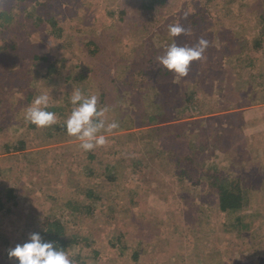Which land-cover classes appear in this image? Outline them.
Returning a JSON list of instances; mask_svg holds the SVG:
<instances>
[{"label": "rangeland", "instance_id": "1", "mask_svg": "<svg viewBox=\"0 0 264 264\" xmlns=\"http://www.w3.org/2000/svg\"><path fill=\"white\" fill-rule=\"evenodd\" d=\"M19 1L0 0V4L3 6L0 14V146H2L0 149V168L13 165L14 170L17 172L15 182H17V186L21 184L23 193L21 191L20 193L25 195V199L32 201L35 209L34 215L36 216L33 219L30 216L27 218L19 216L21 221L20 229L29 234L34 231L35 227L36 229L38 227L37 223L34 222L36 218L40 219L42 215L50 214L51 211L55 210V205L56 211L59 212L60 210L58 207L59 203L57 204V202L49 199L46 195L41 194V191L49 189L53 193L52 189L56 190L58 188L61 194H66V183L72 180L74 176L73 171H76L74 167L70 166V162L66 163L64 161L59 163L55 160L56 155L46 153L45 151L48 147H61L63 145L68 147L66 150L74 149L70 145L71 142L72 144L75 143L77 139L70 140L69 136L63 141L56 140L58 139V135L49 136V133H45L44 129L33 127L23 119L27 107L35 96L47 93L50 95L51 104L52 102H56L58 97L63 98V94L72 93L74 88L82 91L84 87L78 79L81 78L82 74H85L87 77H90L92 85L90 89L93 90L85 95L94 94L99 97L100 93L102 95L105 92L108 98L113 97V99L108 100L109 102L106 100V97L104 99L105 104H107L106 107L109 109L106 113V119L109 122L117 121V107L126 114L125 116H133V120H135V126L132 128L127 127L128 122L125 121V123L121 124L120 128L113 130L111 133H103L107 137V144L114 147V145L119 144L116 141L117 138L122 139L124 134L131 131H142L138 141L135 142L136 145L132 148L133 150L137 146L141 147L145 145V147H149L147 140H151L152 136L145 133L151 127L170 125L172 122L178 120L172 118L154 125L142 124V116L145 114L141 112L143 104L144 102L153 100L152 98L157 96V89L151 86L149 90L142 91L141 87H145L147 84L145 76L142 80H138L136 74H133L141 70L140 67L143 66L147 72L154 75L161 67L156 57L162 55L165 46L172 42L173 38L168 34L169 24L180 22L188 29L187 34H182L180 37L175 38L176 42L181 46L188 45L189 42L196 43L200 39V34L198 35L199 31L194 29L199 26H201L200 29L203 30L205 35V38H203L209 37L206 39L209 42V46L204 53V57L201 60L193 62L189 70L190 78H196L195 76H211L208 72L210 70L214 81L213 85H206V87L218 86L224 75L231 78L228 84L233 86L234 81L231 73H234L238 68L235 67L236 65H232L228 57L223 53L228 48H235V43L238 40L241 42L245 39L247 41L252 40V43H246L247 48L243 50L248 62H254L253 65L259 67L261 66V61H264V36L262 35L261 45L253 42L254 38H259L261 35V32L257 31L255 16L256 9L258 10L263 7L264 10V0H245V4L249 3L254 9L255 16L252 18L250 15L251 21L238 15L239 3L230 2L233 0H229L228 3L226 0H213L217 4H214L210 8L212 10L210 15L207 14L203 5L194 7L196 1L199 3V0H165L152 8H149L146 4L147 0H29L33 2L30 4L29 11L21 8ZM36 1L38 3H35ZM244 14L249 13L245 12ZM208 15L210 18L207 17ZM51 20L55 25L64 29L61 32V37H58L57 33H54L53 22L50 23ZM241 23H245L243 27L246 30L245 32L237 31ZM126 54H130L129 56L133 58L130 62H122ZM144 54H147L145 56L149 58L142 57ZM205 59L210 60L212 64H209L207 69L200 71L202 61ZM137 60H144L143 65L135 67L134 61ZM224 65L226 68L222 69ZM52 68L55 69L54 73ZM241 75L242 73H238L234 80L238 81ZM51 76H53L52 79H47L45 84L42 85L43 77L48 78ZM255 76L256 78H252L251 80L257 89V93L254 94V87L250 88L251 94H248L246 102L236 105L237 108L235 109L264 105V90L258 91V88H260V75L255 72ZM174 77V81L178 82L180 78ZM243 79H245L244 76ZM241 81L242 79L239 80L240 83ZM220 84H224L225 86L223 87L225 88L218 86L211 99L215 100V102L224 100L227 103L226 100L229 97L233 99V96L229 94V90L226 88L227 82L222 81ZM86 87L88 88L89 86ZM31 92H33L32 97L29 98V93ZM202 94L204 95L203 92ZM253 95H256L254 100L252 99ZM237 97L242 96L235 95V98ZM206 98L209 99L210 97ZM249 101L253 102L249 103ZM166 102L169 105L166 106L164 115L174 117L176 107L174 108L172 104V96H167ZM230 111H233V108L225 111L215 110L212 113L205 114V116L210 117ZM198 116L193 118L195 121L191 124V128L193 130L198 129L197 131L202 134L204 124L200 123H202L204 117ZM224 119L227 118H221L219 122L222 123ZM254 120L255 124L249 127V134L247 132L250 138L249 143L251 144L255 139L253 134L255 131H258V135L259 133L264 134V118L260 120L254 118ZM14 130H19L25 136L28 144H30L25 151L31 149L41 150L39 156H36L33 162L23 157H21L22 161L9 158L11 154L19 153V151H2L5 144L13 138L11 133ZM159 137L158 142L168 149L171 144L170 141L166 143V133L164 134V131L161 132ZM241 138L240 136V138H234L230 142L224 141V143L217 147V151L216 148L212 150L213 157H207L204 162H201V165L203 164L205 168H210L208 164L213 160V168L219 174L226 175L228 171H234L235 179L242 181L244 186L249 184L250 181L257 182L258 184L264 176V159L260 162L258 157L260 154L256 153H263V149L258 147L255 150L256 153L254 152L253 155L249 156V154L245 153L240 159L235 160V153L239 151H243L242 153H244L250 147L247 139L245 138L247 143L245 145V142ZM131 143H134V141ZM179 144V147L172 145L174 150L183 151V143ZM255 146H258V143ZM83 152L79 148L74 154L71 153L76 158L77 164H84L87 160V155ZM58 153L59 151H55V154ZM114 154L116 153L107 155V160L111 161L115 157ZM51 156L54 157L49 162L48 158H51ZM2 157L8 158L4 159ZM177 157V154L171 155L169 149L160 154V156L152 155V166L148 169V172L154 175L156 179H160L162 174L165 173L163 167L170 169L168 162L165 161H171L172 158V162L174 163ZM43 165L48 166L43 168ZM177 167H179V163ZM81 172L83 171L81 170ZM134 173L138 177L141 176L140 171ZM60 174H62V178L59 180L61 184H56V178ZM167 176L171 179L173 178L172 173L169 171ZM1 181L3 180L0 179V184ZM75 182L78 183V178L75 179L74 177L73 183ZM125 185L133 187L134 182L126 181ZM147 187L145 185L140 189L133 188V190H127L128 195L131 192V196L137 195L141 198H146V201L152 204L145 202L143 205H140L138 210L135 209L137 213L142 215V218H144L145 214L147 215V219L148 217L151 219L153 215L158 214L163 228V224L167 222L166 219L168 220V217L173 212L172 210H174V222L177 225L181 224V226L185 224L184 228L181 227V232L179 227V230L174 233L176 236L172 237L169 243L164 244L165 246L169 244L175 249L168 257H176L177 253L178 258H187V261L185 260L186 264H251L247 261L253 260H256L255 264H264V243L262 238L264 235L257 234L262 229L259 226V218L264 215V198L263 207L259 212H254V208L251 207V204L257 206L256 202L260 200V195L257 192L252 191L253 201L249 204L250 198H248L247 190V194L244 193L245 198L241 206L232 207L225 213L218 207L217 198H211L209 195L207 197L200 195L196 185L189 188L187 185H184L180 189L181 191L194 193L189 195V199L187 197L184 199L176 198L172 192L163 193L162 187L156 184V182L152 185V190H149ZM79 194L83 196L82 192H79ZM140 201L143 202L142 200ZM201 203H204V209H207V211L196 213L194 210H191L190 206H194L196 209L202 205ZM146 207L150 208L149 212H146ZM168 208L172 210L166 213ZM64 209L65 206L63 205V212ZM201 213H205L208 217L203 218ZM21 215L25 216V213L21 212ZM3 219L0 222V264H11L16 260L9 259L8 250L17 245L13 239L19 237L20 232H16L12 228L15 225L12 217L6 216ZM25 219L28 221L27 223ZM198 219L199 223L196 225L200 230H204L207 233L209 240L207 251H214V257L217 259L215 262L210 263V260H205L201 263L197 262V260L192 262L193 258L190 257H195V255L191 254L190 250L185 249V245H182V238L186 242L191 241L194 232L189 225ZM69 223L68 227L72 228L71 222ZM151 227L149 224L146 226L149 229ZM107 229L108 227L104 226V230L106 231ZM82 231L86 234L91 232L89 226L83 228ZM242 233V240L235 243V235L241 236L240 234ZM252 236L255 239L251 241L249 237ZM243 240L255 243L256 246L253 248L247 246L245 250L243 249V255L246 256L236 258L234 256L235 248L240 245V242L243 243ZM26 241L20 240L18 244ZM155 244L159 245L156 242ZM145 248L149 249V253H152V247L150 248L146 244ZM109 251L112 250L104 247L106 255ZM158 252L157 250L154 256ZM182 252L186 256H183ZM113 253L112 251L111 254ZM74 257L76 258L77 256Z\"/></svg>", "mask_w": 264, "mask_h": 264}, {"label": "trees", "instance_id": "2", "mask_svg": "<svg viewBox=\"0 0 264 264\" xmlns=\"http://www.w3.org/2000/svg\"><path fill=\"white\" fill-rule=\"evenodd\" d=\"M32 1L20 0L19 6H21V8H23L25 11H29L30 4L33 3ZM147 1L146 4L149 6V8H152L165 0ZM228 1L229 0H226L227 3ZM198 2L199 3L196 1L194 7L203 5L205 7V11L209 15L212 12L210 8L213 7L214 4H217L213 0H199ZM230 2L239 3L238 15L241 16V18L245 17L247 20L251 21V17L253 18L255 16L253 6H251L249 3L245 4V0H233ZM35 3H38V1ZM2 9L3 6L0 4V14ZM245 12H248L249 14H244ZM263 12V7L258 10L256 9L255 24L258 28L257 31L261 32V38H254L253 40V42L257 45H261L262 35L264 36ZM209 15L207 16L208 18H210ZM52 22L53 21L51 20L50 23ZM54 25L55 24L53 22L54 33H57L58 37H61V32H63L64 29H62L60 26L58 27L57 25ZM244 26L245 23L239 24L237 31L245 32L246 30L243 29ZM200 28L201 26L194 29L199 31L198 35L200 34V38H205L203 30ZM192 31L195 33L193 29ZM240 42L241 41L239 40L236 41L235 48H228V50L223 53L226 55V57H228L230 63L234 66L236 65L235 67L238 68L234 73H231L234 81L233 86L228 84V81L231 78H228L226 75H224L220 80V83L222 81L227 82L226 88L229 90V94L233 96V99L231 97H229L228 100L225 99L227 103L224 100L215 102V100L211 99V97L214 96L215 91L218 89V86H222L220 88H225L223 87L225 85L218 83V86L206 87V85H213L214 81L213 74L210 70L208 72L211 74V76H195L196 78H190L188 74L186 77H179L180 79L178 82L174 81L175 74L168 72L162 66L154 75H151L149 72H147L143 66L140 67L141 70L133 73L136 74L138 80H142V78L145 76L147 84L145 87H141L142 91L149 90L151 86L157 89V96H154L152 98L153 100L144 102V104L142 103L143 109L141 112L142 114L145 113L142 116V124L154 125L165 121L166 119H178L177 121L172 122L170 125H157L155 127H151L148 132L145 133L152 136L151 140H147L149 147H145V145L141 147L137 146L136 149L132 150L133 146L136 145L135 142L138 141L139 135L142 133V131H131L124 134L122 139L117 138L116 141H118L119 144L114 145V147H111L106 143L104 146L97 147L93 151H84L83 153H86L87 155V160L84 162V164H77L76 158L72 155L80 148V141L78 140L73 144L71 142L70 146L74 147V149L71 148L66 150L68 148L65 147L66 145L61 147H48L45 151L46 153H52L53 155H56L55 160L59 163L64 161L66 163L70 162V166L74 167L76 171H73L74 176L72 177V180L66 183V194H61L58 188L56 190L52 189L53 193H51V190L49 189H44L41 191V194L46 195V197L57 202V204L59 203L58 207L60 210L57 212L55 205V210L51 211L50 214H46L45 216L42 215L40 219L36 218L34 222L37 223L38 227L37 229L35 227L34 231L31 233L38 232L45 240L54 241L57 243L58 247L60 246L71 252L73 257L77 256L76 258L74 257L76 263L186 264L185 260L187 261V258H178L177 253L176 257H168V255L171 254L175 249H173V247L169 244V247H167L168 245H164L169 243L172 237L176 236L174 233L179 230V227L181 232V227L184 228L185 224L181 226V224L177 225V223L174 222V210L171 208L166 210V213L171 210L173 212L168 217V220L166 219L167 222L166 224H163V228L161 226V219L159 218L158 214L153 215L151 219H149V217L147 219L146 214L144 215V218H142V215L137 213L135 209L138 210L140 205H143L145 202L148 204L151 203L146 201V198H141L137 195L131 196V192L128 195V189H140L147 185V188L152 190V185H154V182H156V184H159L162 187L163 193L172 192L176 198L184 199L187 197V199H189V195L194 193H190L189 191H181L180 189H182L184 185H187L188 188L194 187L196 185L200 195L205 197L209 195L211 198H217V202L219 203L218 207L222 212L225 213H227L232 207L241 206L245 198L244 193L247 194V190L248 198H250L249 204H251L253 201L252 191H255L260 195V200L256 202L257 206L251 204V207L254 208V212H259L263 207L264 176L262 179H260L258 184L257 182L250 181L249 184L244 186L242 181L235 179L234 171H228L229 174L226 175L216 172L213 168V160L210 162V164H208L210 168H205L203 164L201 165V162H204L207 157H213L212 150H214V148H216L217 151V147L224 143V141L230 142L234 138H240V136L245 142V145H247V139L250 147H248L249 150H246L244 153H242L243 151L235 153V160L240 159L245 153L249 154V156L253 155L254 152L256 153L255 150H257L258 147L263 149V153H256L260 154L258 155L260 162L262 159H264V134L259 133L258 135V131H255L253 133L255 137L252 143L253 145L249 143L250 138L248 135L250 132L249 127L255 124L254 118L259 120L264 118V105H260V107L250 106L235 109L237 108L236 105L246 102L245 100H247L246 98L248 97V94H251L250 90L253 87L255 92L253 93H257V89L251 80L252 78H256L255 72L260 75V88H258V91L261 92L264 90V61H261L262 63H260L261 66L259 67L253 65L254 62H248V60L245 58L246 55L244 56L243 50L247 48L246 43H252V40L247 41L245 39L242 40L243 43ZM194 43L195 42H189L188 45L191 46L194 45ZM125 48L127 49V47ZM129 55L130 54H126V57L122 60V62H130L133 58ZM145 55L147 54H144L142 57L149 58ZM143 61L144 60L134 61V66L137 67L139 65H143ZM209 64H212L210 60H203L200 71H202V69H207ZM223 68H226L225 65L222 67V69ZM258 68L261 69L258 70ZM52 71L54 73L55 69L52 68ZM238 73H242L240 78L242 79L241 83L239 82L240 79H238V81L234 80ZM243 76L245 79H243ZM52 77L53 76L48 78L43 77L44 80L42 85L45 84L47 79H52ZM78 81H80L84 87V90H82L84 94H89L93 91L90 89V87H92L90 77L82 74ZM86 86L89 87L87 88ZM201 91L204 93V95ZM32 93L33 92L29 93V98L32 97ZM70 94L71 93L63 94V98L58 97L57 101L52 102L48 108V111L55 112L57 114L58 121L55 125L42 129L45 130V133L48 132L49 136L58 135V139L56 140L63 141L69 137L66 133L64 121L67 116L70 115L73 107L70 103ZM235 95H241L242 97L235 98ZM167 96H172V104L174 105V108L176 107L174 117L164 115V110L166 106L169 105V103L166 102ZM205 96H209L210 100ZM105 97L107 101L113 99L112 96L108 98L105 92L104 94L102 93V95L100 93V96L98 97V106L107 105L105 104ZM255 98L256 95H253L252 99L254 100ZM252 102L253 101H249V103ZM229 108H233V111L219 113L217 115H212L206 119H203L202 123H200L204 124L202 127V134L197 131L198 129L193 130L191 128V124L195 121L193 118L196 117L197 114H208L214 112L215 110L225 111ZM117 109L118 111H116V116H118L117 121L120 125L119 128L121 127V124L125 123V121L128 122L126 125L127 127H134L135 120H133V116H125L126 114L120 108L117 107ZM221 118L227 119H224L222 123H220L219 120ZM31 125L33 127L35 126L33 124ZM163 131L167 136L166 143H169L170 141L171 146L174 145L175 147H179V143H183L184 152L177 149L174 150L173 146H170L171 148L169 147L168 149L171 152V155H178L176 158L177 160L174 161V163L172 162V158L171 161H165L168 162L170 169L163 167L165 173L162 174L160 179H156L154 175L148 172V169H150L152 166V155L160 156V154L168 151L166 147L158 142L160 138L159 134ZM11 134L13 138L11 137L12 139L10 142L5 144V147L2 149V151H19V153L11 154L9 158L22 161L21 157H23L33 162L36 156H39L41 150L31 149L29 151H25L27 146L30 145L28 144L25 136H23L19 130H14ZM69 138L70 140L76 139L74 137ZM133 141L134 143H131ZM256 143H258V146H255ZM1 148L2 146H0V149ZM55 151H59V153L55 154ZM112 153H116L114 154L115 157L111 161H109V159L107 160V155ZM53 157L54 156L48 158L49 162L52 161ZM71 157L73 158L70 160ZM2 158L5 159L8 157ZM178 163L179 167H177ZM47 166L48 165H43V168H46ZM194 169L196 170L194 171ZM81 170L83 172H81ZM138 171L141 172L140 177L136 176L134 173ZM168 171L172 173V179L167 176ZM16 175L17 172L14 170L13 165L0 168V179L3 180L0 184V222L6 216L12 217V220L15 223L12 228L16 230V232H20L19 237H15L13 239L16 244H18L20 240L26 241L31 234L28 232H23L20 229L21 221L19 216L25 218L30 216V218L33 219L36 215H34L35 209L32 205V201L25 199V195L20 193V191L22 192L21 184L17 186V182H15L17 178ZM74 177L75 179L78 178V183L75 182L76 184L73 183ZM61 178L62 174L56 178V184H61L59 181ZM237 179H239V177H237ZM126 181L134 182V186H126ZM79 192H82L83 196H81ZM201 204L202 205L196 209L194 206H190V208L196 213L207 211V209H204V203ZM63 205L65 206L64 212L62 211ZM149 211L150 208L146 207V212ZM21 212L25 213V216L21 215ZM201 216L203 218L208 217L205 213H201ZM27 222L28 221L26 220V223ZM69 222H71L72 228L68 227V224H70ZM198 223L199 219L195 220L193 224L189 225L190 228L193 229V236L190 242H186L184 238H182V245H185V249L190 250L191 254L195 255V257H190L193 258L191 260L192 262L196 260L199 263L204 262L205 260H210V263L215 262L217 259L214 257V251H207V248H209L208 235L204 232V230H200V228H198L196 225ZM147 224L151 225L152 227L150 229L146 228ZM87 226L90 227L91 232L86 234L82 230ZM104 226L108 227L106 231L104 230ZM259 226H261L262 229L257 234L264 235V215L260 216L259 218ZM240 235L241 236L235 235V243L242 240L241 237L243 236V233ZM262 238L264 243V236ZM254 239V236L249 237V240L251 241ZM155 242L159 243V245H156ZM257 242L259 243V241ZM146 244L150 248L152 247V253H149V249L145 248ZM247 246L253 248L256 246V244L250 243L248 241H244L243 243L240 242V245L235 248L234 256L236 258H239L240 256H246L243 255V249L245 250ZM104 247L112 250L114 253L111 254L112 251H109V253L106 255L104 253ZM157 250L159 252L156 256H154V253H156ZM181 254L186 256L184 252ZM247 262L255 264L256 260ZM235 263L237 262L235 261ZM11 264L17 263L16 261H13Z\"/></svg>", "mask_w": 264, "mask_h": 264}, {"label": "clouds", "instance_id": "3", "mask_svg": "<svg viewBox=\"0 0 264 264\" xmlns=\"http://www.w3.org/2000/svg\"><path fill=\"white\" fill-rule=\"evenodd\" d=\"M187 32L188 29L180 22L169 24L168 34L173 38L172 42L165 46L162 55L156 57L157 62L176 77H186L193 62L201 60L209 46L208 40L203 37L194 45H179L175 38ZM70 103L73 107L64 121L66 133L80 141L79 147L85 152L104 146L108 141L103 133H111L120 126L117 121H107L106 113L109 109L98 106L97 95H85L74 88L70 94ZM49 105V94L35 96L25 111L24 119L37 128L55 125L58 116L48 111ZM8 257L10 260L15 259L17 264H76L71 252L58 247L54 241L45 240L38 232L31 233L26 242L10 248Z\"/></svg>", "mask_w": 264, "mask_h": 264}, {"label": "crops", "instance_id": "4", "mask_svg": "<svg viewBox=\"0 0 264 264\" xmlns=\"http://www.w3.org/2000/svg\"><path fill=\"white\" fill-rule=\"evenodd\" d=\"M197 115H198V114H197ZM197 115H196V116H197ZM203 115H204V116H202V115H200V114H199V116H198V117H201V118H203V117H204V119H206V118L208 117V116H205V114H203ZM206 115H207V114H206ZM194 118H195V117H194ZM227 174H229V173H227ZM234 175H235V174H234Z\"/></svg>", "mask_w": 264, "mask_h": 264}]
</instances>
